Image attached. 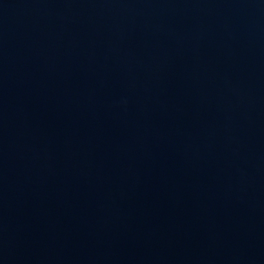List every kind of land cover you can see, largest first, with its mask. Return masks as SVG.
Segmentation results:
<instances>
[{"label": "water", "instance_id": "water-1", "mask_svg": "<svg viewBox=\"0 0 264 264\" xmlns=\"http://www.w3.org/2000/svg\"><path fill=\"white\" fill-rule=\"evenodd\" d=\"M0 264H264V0H0Z\"/></svg>", "mask_w": 264, "mask_h": 264}]
</instances>
